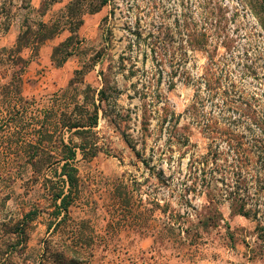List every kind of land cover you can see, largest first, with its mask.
<instances>
[{"label": "rangeland", "instance_id": "obj_1", "mask_svg": "<svg viewBox=\"0 0 264 264\" xmlns=\"http://www.w3.org/2000/svg\"><path fill=\"white\" fill-rule=\"evenodd\" d=\"M70 1L40 15L0 0V50L25 20L32 32L39 22L61 29L36 56L20 54L28 65L14 102L4 85L17 67L0 65V175L21 171L14 184L0 180V264H67L71 249L77 264H264V30L253 12L264 18L263 0H108L92 14L80 0L66 14ZM11 24L18 34L3 42ZM70 28L76 41L57 67L52 50ZM75 71L98 117L56 224L48 187L30 182L23 161L40 126L56 136L42 115ZM55 147L51 139L39 150ZM59 171L53 164L45 176L60 181Z\"/></svg>", "mask_w": 264, "mask_h": 264}, {"label": "trees", "instance_id": "obj_2", "mask_svg": "<svg viewBox=\"0 0 264 264\" xmlns=\"http://www.w3.org/2000/svg\"><path fill=\"white\" fill-rule=\"evenodd\" d=\"M86 1L89 2V9L84 11H87V13L90 14L98 12L108 2V0ZM24 2L26 5L22 6V9H29L30 0H22V3ZM57 2H59V0H48L47 2L46 0H41L40 7L36 11L38 14L43 15L54 3ZM79 2L80 0L75 2L70 1L65 8V13H74L75 9L72 8V4L76 7L79 6ZM2 6L3 2L0 5V9H2ZM260 9L264 12V6H261ZM84 11H81L80 14ZM253 12L257 16L260 26L264 30L263 16H261L260 13H258L259 11L256 9H253ZM31 27L32 26L27 23V20H25L22 26L24 30L19 32L13 46L9 49L2 48L0 50V65L6 63L11 68L17 67V71L11 75L4 85L7 95L12 91L14 92L13 94L18 97H12L10 101L13 100V102L14 100L20 98L19 95L22 84V72L28 65V60L22 58L20 54L24 49H29L36 56L44 41L53 38L61 30L58 29L56 25L48 26L43 22H39L33 32L31 31ZM69 33L70 37L66 38L65 41L52 50L50 60L57 67H60L70 56L67 51L68 46H72L75 43L74 40L76 31L70 28ZM59 54L61 57L58 60L57 56ZM81 74V71H75L65 89L54 96L49 111L44 112L42 115V120L45 119V123H47L46 120L54 122L53 126L56 130V136H53L54 133L50 134L44 125L40 126L37 131H34L39 139L35 142V145H28V150L25 151L26 159L23 161L24 164L30 166V182L35 185L39 184L44 188L48 187V199L51 201L54 208L52 215L57 221L56 224H59L60 222L63 223L67 219L68 208L72 203V194L78 186L77 168L73 165V162L76 158L77 151H80L83 155L86 154L85 151L87 150V143L85 141V135L91 133L97 123L98 107L94 101V94L88 85H84ZM90 94H92V97L89 99ZM97 96L98 101L100 102L103 99V91H99ZM70 105L72 106V109H69ZM29 117H31V115H29ZM62 129L72 130L73 134L78 137L79 142L77 145L72 146L70 145V141L65 142L64 138H62L59 133ZM51 139L56 142L55 148L57 151L55 153H45L39 150L40 146L43 147L44 144L50 142ZM93 148L94 151L91 152L92 154H90V157L95 156L97 153V147L93 145ZM15 157L18 158L19 155H15ZM56 163L59 165L60 169L58 172V179H61L60 181L54 182L45 176V171L49 166ZM15 172L16 173H6L5 177L0 175V180H6L8 183L11 182V184H14L16 181L14 174L18 176L17 178H21V171L17 169ZM129 197L130 195L128 191L124 189V192L119 194L118 198H122V200H124V204H127ZM237 212L239 215L248 217V213L241 211V209ZM36 215L37 209H34L25 213L23 217L31 220ZM49 228H51V226ZM257 228L260 231L259 235L263 237L264 229H262V227ZM70 251L73 259L69 260L67 264H77L76 257H79V254L73 249Z\"/></svg>", "mask_w": 264, "mask_h": 264}, {"label": "crops", "instance_id": "obj_3", "mask_svg": "<svg viewBox=\"0 0 264 264\" xmlns=\"http://www.w3.org/2000/svg\"><path fill=\"white\" fill-rule=\"evenodd\" d=\"M30 3H31L32 8L34 10H37L40 7L41 0H30ZM49 9L47 11H49ZM15 25L16 24H11L9 26L8 31L5 32L4 36L1 39V40H3V42H5V41H9L10 42L12 40H15V38H16V36L18 34V31H19V30L15 29Z\"/></svg>", "mask_w": 264, "mask_h": 264}]
</instances>
